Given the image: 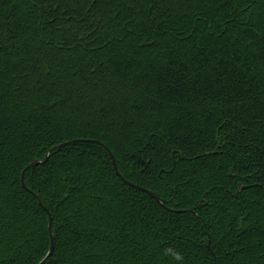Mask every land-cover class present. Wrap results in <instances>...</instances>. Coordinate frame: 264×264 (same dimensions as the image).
Segmentation results:
<instances>
[{
    "label": "trees",
    "instance_id": "trees-1",
    "mask_svg": "<svg viewBox=\"0 0 264 264\" xmlns=\"http://www.w3.org/2000/svg\"><path fill=\"white\" fill-rule=\"evenodd\" d=\"M50 222L47 264H264V0H0V264Z\"/></svg>",
    "mask_w": 264,
    "mask_h": 264
},
{
    "label": "water",
    "instance_id": "water-1",
    "mask_svg": "<svg viewBox=\"0 0 264 264\" xmlns=\"http://www.w3.org/2000/svg\"><path fill=\"white\" fill-rule=\"evenodd\" d=\"M75 143H76V141H73V142H70V143H64V144L58 146L56 149H57V150H61V149H63L64 147H66V146H68V145H71V144H75ZM49 157H50V154L47 155L45 161H39V160H37V161L33 162L28 168H26V169L24 170L23 175H22V184H23L24 186H25V184H24V177H25L26 172H27L30 168H32V167H35V166H39V165H43V164H45V163L48 161ZM111 159H112V163H113V165H114V168H115V170H116V173H117L118 177L121 178L123 181H125V179L122 177V175H121V173H120V171H119V168H118V165H117V163H116V160H115V158H114V156H113L112 154H111ZM125 182H126V181H125ZM132 187H134V188H136V189H138V190H141V191H143V192H147V193H149V194H150L151 196H153V197H154L159 203H162V200H161L156 194H154V193H152V192H149V191H147V190H145V189H143V188H141V187H138V186H134V185H132ZM45 209H46V208H45ZM49 229H50V234H51V247H50V251H49V253L47 254V256L44 258V260H43L41 263H39V264H45V261H48V259L52 256V254H53V252H54V249H55L56 239H55V236L52 234L51 222H50Z\"/></svg>",
    "mask_w": 264,
    "mask_h": 264
},
{
    "label": "snow or ice",
    "instance_id": "snow-or-ice-1",
    "mask_svg": "<svg viewBox=\"0 0 264 264\" xmlns=\"http://www.w3.org/2000/svg\"><path fill=\"white\" fill-rule=\"evenodd\" d=\"M45 264H47V261H45Z\"/></svg>",
    "mask_w": 264,
    "mask_h": 264
}]
</instances>
